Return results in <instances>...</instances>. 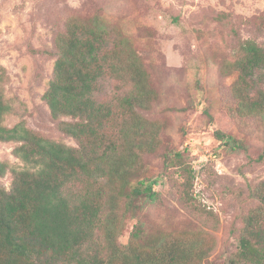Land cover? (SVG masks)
Instances as JSON below:
<instances>
[{
  "label": "rangeland",
  "instance_id": "374dc122",
  "mask_svg": "<svg viewBox=\"0 0 264 264\" xmlns=\"http://www.w3.org/2000/svg\"><path fill=\"white\" fill-rule=\"evenodd\" d=\"M263 14L264 0H0V80L12 107L4 124L23 121L47 139L76 145L58 128L44 94L67 19L100 15L122 30L144 64L154 92L142 113L161 139L155 152L143 155L146 174L158 179V200L134 214L119 213L117 241L128 243L136 221L150 231H207L215 248L202 264H227L246 220L263 209L256 193L264 181V118L231 111L234 77L222 67L235 58L237 33L264 44ZM256 84L264 87V78L258 75ZM103 88L107 100L112 86ZM16 146L0 142L7 165L0 187L7 190L12 171L27 167ZM178 151L192 171L190 182L181 168L168 166L167 156ZM187 193L191 199L183 198ZM101 244L96 231L85 246Z\"/></svg>",
  "mask_w": 264,
  "mask_h": 264
},
{
  "label": "trees",
  "instance_id": "16d2710c",
  "mask_svg": "<svg viewBox=\"0 0 264 264\" xmlns=\"http://www.w3.org/2000/svg\"><path fill=\"white\" fill-rule=\"evenodd\" d=\"M261 19L264 27V14ZM236 35L235 58L222 67L234 77L230 109L264 118V87L256 84L258 75L264 78V44ZM55 45L44 99L75 146L47 139L23 121L6 126L12 107L0 80V142H15L16 155L27 164L12 171L9 190L0 187V264H202L215 248L207 231H150L136 221L128 243L117 241L119 213L134 214L158 200V179L146 174L143 162L161 139L142 113L153 90L141 58L122 30L100 15L69 17ZM106 83L111 95L103 100ZM219 137L235 142L221 132ZM166 160L191 181L182 152ZM6 171L0 160V174ZM256 194L262 212L246 220L238 252L227 264H264V181ZM96 231L102 244L86 247Z\"/></svg>",
  "mask_w": 264,
  "mask_h": 264
}]
</instances>
